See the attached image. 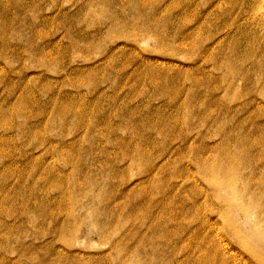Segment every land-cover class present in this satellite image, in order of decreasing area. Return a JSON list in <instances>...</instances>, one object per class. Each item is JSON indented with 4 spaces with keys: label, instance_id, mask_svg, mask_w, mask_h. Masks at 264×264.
Masks as SVG:
<instances>
[{
    "label": "rangeland",
    "instance_id": "obj_1",
    "mask_svg": "<svg viewBox=\"0 0 264 264\" xmlns=\"http://www.w3.org/2000/svg\"><path fill=\"white\" fill-rule=\"evenodd\" d=\"M0 264H264V0H0Z\"/></svg>",
    "mask_w": 264,
    "mask_h": 264
}]
</instances>
